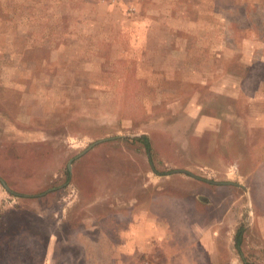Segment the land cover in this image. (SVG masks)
<instances>
[{"label": "rangeland", "instance_id": "1", "mask_svg": "<svg viewBox=\"0 0 264 264\" xmlns=\"http://www.w3.org/2000/svg\"><path fill=\"white\" fill-rule=\"evenodd\" d=\"M3 223L0 264H264V0H0Z\"/></svg>", "mask_w": 264, "mask_h": 264}, {"label": "trees", "instance_id": "2", "mask_svg": "<svg viewBox=\"0 0 264 264\" xmlns=\"http://www.w3.org/2000/svg\"><path fill=\"white\" fill-rule=\"evenodd\" d=\"M137 141H142L143 144L145 145L147 151H149V152L151 151V145H150V141H149L148 137L143 136V137H141V139H139ZM153 170L158 175H164L163 173L158 172L154 168H153ZM15 236H16L15 232H13L12 229L10 231V229H8L7 226L4 225V223L0 226V259L1 260H5L8 258L10 251L12 249L13 239ZM241 243H242V236H241L240 232H238V234L236 236V248H237L238 252L242 255ZM243 264H255V263H250L243 258Z\"/></svg>", "mask_w": 264, "mask_h": 264}]
</instances>
